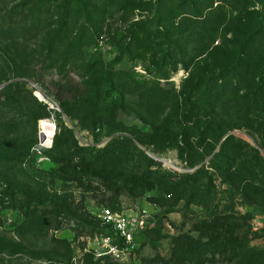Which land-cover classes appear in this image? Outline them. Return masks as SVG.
Wrapping results in <instances>:
<instances>
[{
  "label": "rangeland",
  "instance_id": "374dc122",
  "mask_svg": "<svg viewBox=\"0 0 264 264\" xmlns=\"http://www.w3.org/2000/svg\"><path fill=\"white\" fill-rule=\"evenodd\" d=\"M0 24L14 47L0 57L7 62L0 79L8 83L14 65L30 62L24 81L42 106L11 91L0 95V264H264V194L252 180L264 160L255 143L264 111L246 115L252 98L264 96V0H0ZM142 89L153 100H141ZM209 106L224 110L229 134L249 145L229 155L236 143H228L217 159L243 164L232 186L208 165L224 139L200 165L208 174L190 176L200 167L190 161L214 147L208 134L220 125ZM147 110L154 122L142 116ZM120 133L158 164L151 169L172 194L180 181H194L203 198L212 196L207 207L184 208L168 196L157 202L156 186L144 195L124 189L118 200L134 243L116 262L95 257L101 236H87L101 228L96 216L111 193L85 165L96 155L108 169L101 177L138 165L136 150L123 149L114 161ZM52 202L69 211L59 230ZM213 219L219 227L197 231ZM226 229L233 247L198 262L178 244L180 235L206 242Z\"/></svg>",
  "mask_w": 264,
  "mask_h": 264
},
{
  "label": "trees",
  "instance_id": "16d2710c",
  "mask_svg": "<svg viewBox=\"0 0 264 264\" xmlns=\"http://www.w3.org/2000/svg\"><path fill=\"white\" fill-rule=\"evenodd\" d=\"M13 11L11 10H6V14H12ZM2 26V27H1ZM10 31H8L7 28H5V25L0 24V57H4L3 55L5 53H8V50L10 51L14 48L13 46H9L5 43L4 40H6L9 35ZM1 59V58H0ZM1 63H7L5 59L0 60ZM12 62V58H11ZM11 66V65H9ZM15 66L14 72H12L13 77L12 79L7 82V80H1L0 79V86L4 85L5 86L0 89V95L2 93L11 91L15 96L19 97L21 96H28L31 98L35 104L42 109L41 103L37 100L35 96H33V93L29 91L27 88V84L24 80L28 79V76H30L31 73V63L26 61V60H21L20 63H18ZM246 71V69H245ZM224 75V74H223ZM214 88V89H213ZM210 89L208 92L210 95L214 94L216 92L215 87ZM144 92L143 94H140V99L143 100L147 98L148 101L153 100V96L148 93L146 90L142 89ZM143 95V96H142ZM210 95L207 94V99L211 98ZM20 98V97H19ZM210 114H215L218 113V122L220 123L219 126L213 127L208 134V138L210 139V142L214 144V147L208 146L205 148L202 154H197L191 161H190V167H198L200 166L203 162L204 159L208 156H210L213 151L215 150V147L219 145V143L224 139L223 143L221 144L219 148V152L216 153L213 158L209 161L208 165L212 168L215 169V171L219 172L223 182L227 183L228 185H233L235 179L241 175L240 172H242L243 169V164L240 163L238 160H233V161H227L224 166H220L219 162L217 159L222 155L224 152L225 147L228 145V143H233L235 142V148L231 150V153L229 155L236 153H241L242 148H249V145L245 143L244 141L238 139L232 134H229V131L232 130V127L227 123L226 115L227 113L224 110H221L216 107H208ZM153 110H147V113H143L142 116L144 119H147L151 122H154V115L152 113ZM209 111L206 109V115L209 114ZM256 111L257 113L264 111V96L259 99H256L255 97L252 98L250 106H248V111L246 113L247 117L251 116V112ZM246 117V118H247ZM46 118H49L46 116ZM160 129V128H159ZM245 129L250 130V128L246 127ZM101 129L96 127L93 132H100ZM120 132V131H119ZM160 132V131H159ZM261 136V141H255L256 145L260 148H264V130L260 129L259 127L255 131V136ZM152 141L156 140V136L153 135ZM114 140V139H113ZM260 140V139H259ZM115 143H117V150L114 151L115 157L114 161H116V155H119V153L122 152L123 149L131 152L133 150H136L139 155L136 154L135 157L141 158L139 161V164L133 167H125L122 172L120 173H114V170H112L110 173H107L106 175H102L105 180L102 179L101 173L104 171L106 172L108 169L104 167V164L102 162H99L98 157L95 155L93 157H89L86 165H85V170H88L89 175L91 174L92 176H95V178L100 179L102 183L104 184L105 190H108L111 195L107 197L106 200L103 202L106 204V208L109 207L114 212H121L123 209L120 207V201L119 196L122 193V191L129 190V191H138L139 195H144L148 191L154 190V187L156 186V194H157V202L158 200L160 201H166L164 200L163 197L166 198H172V206L175 207L177 206L181 201L185 202L184 208L189 207L192 202H195L196 205L199 206H205L209 204L207 201V198L212 196V194L207 193L204 198L201 194V191H199V188H197L196 183L190 182V183H185L183 181H180L177 187L179 188V191L175 194L171 192V186L164 187L163 184H165V180H158L156 175V171H153L151 167L153 165H158L150 161V159L144 154V151H138V148L134 143L132 142L131 138L127 135H124L123 133H120L119 137H115ZM40 142V140H39ZM144 142V141H143ZM260 142V143H259ZM34 145V144H33ZM58 144L54 143L52 149L50 150L51 152H54L56 146ZM119 148V149H118ZM131 150V151H130ZM84 152H88V149H84ZM256 154H258L256 152ZM259 156V154H258ZM143 159V161H142ZM149 162L147 166H143V163ZM114 164V162L112 163ZM228 167V170L226 168ZM252 167V166H250ZM238 174L237 176L235 175H230V171H234ZM116 171V170H115ZM264 160L260 159L258 160V167H255L254 170H252L253 177L252 180L258 182V191L260 194H264ZM202 173H205L204 175ZM208 172L204 168V165L198 167L190 176L194 179L195 177L198 178L204 177L207 175ZM90 175V176H91ZM160 176V175H158ZM235 176V177H234ZM161 177V176H160ZM208 180H211V178L208 177ZM119 181L120 184H122L121 189L118 188L117 182ZM89 189L91 187L93 190L100 191L99 188L101 186L94 188L92 185H88ZM91 190V191H93ZM210 192V191H209ZM52 212L56 213L54 215V224H55V230H59L61 226V221L58 219L62 216L65 215L67 219H69L68 215V209H66L64 206L58 203L52 202ZM98 218V222L101 225V228L99 230H89L87 232V236H95V235H100V236H107V235H113L112 230L109 226L105 225L102 223L100 216H96ZM50 218V217H49ZM218 226V221L216 219H213L212 221H202L199 223L196 227L197 231L202 234L207 231H212V229L217 228ZM145 229V226L141 228V231ZM140 231V230H139ZM183 241L181 242V240ZM177 240L179 241L178 244H186L185 249L183 250L186 252L189 256V258L195 260L196 262L202 260L203 258L207 259L209 253L212 252L214 254V251H219L221 253H226L228 249L233 247L235 241L233 239V234L232 231H228L227 229L225 232L220 233L217 237L214 239L208 240L206 242H203L201 239H193L191 237L185 236V235H180L177 237ZM215 255V254H214Z\"/></svg>",
  "mask_w": 264,
  "mask_h": 264
},
{
  "label": "built area",
  "instance_id": "2783aa9c",
  "mask_svg": "<svg viewBox=\"0 0 264 264\" xmlns=\"http://www.w3.org/2000/svg\"><path fill=\"white\" fill-rule=\"evenodd\" d=\"M35 94L36 92H34ZM47 102L48 104H44L53 108V104L48 100ZM99 216L102 223L111 228L113 235L101 236L97 240V248L93 250L94 256L98 259H108L116 262L124 261L129 253L130 247L134 243V231L130 218L124 211L114 212L106 207H102ZM143 226L139 225L138 227L142 228ZM85 252H89L88 248L85 249ZM73 261L77 262V258L74 257Z\"/></svg>",
  "mask_w": 264,
  "mask_h": 264
},
{
  "label": "bare ground",
  "instance_id": "6f19581e",
  "mask_svg": "<svg viewBox=\"0 0 264 264\" xmlns=\"http://www.w3.org/2000/svg\"><path fill=\"white\" fill-rule=\"evenodd\" d=\"M44 97V96H43ZM45 98V97H44ZM41 101L43 102V103H47L48 104V102H47V100L46 99H41ZM50 105V104H49ZM53 127H55L54 125H53ZM45 136H47V135H45ZM48 137V136H47ZM52 144V143H51ZM167 164V163H166ZM169 165V164H168Z\"/></svg>",
  "mask_w": 264,
  "mask_h": 264
},
{
  "label": "water",
  "instance_id": "95a60500",
  "mask_svg": "<svg viewBox=\"0 0 264 264\" xmlns=\"http://www.w3.org/2000/svg\"><path fill=\"white\" fill-rule=\"evenodd\" d=\"M4 86H5V84L2 85V86H0V89H2ZM159 162H160V163H164V164H166V162H165L164 160H159Z\"/></svg>",
  "mask_w": 264,
  "mask_h": 264
}]
</instances>
